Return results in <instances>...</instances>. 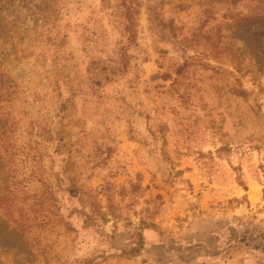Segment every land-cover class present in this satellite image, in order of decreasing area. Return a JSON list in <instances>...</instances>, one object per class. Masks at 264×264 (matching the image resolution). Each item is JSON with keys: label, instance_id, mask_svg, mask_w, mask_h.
Returning a JSON list of instances; mask_svg holds the SVG:
<instances>
[{"label": "rangeland", "instance_id": "374dc122", "mask_svg": "<svg viewBox=\"0 0 264 264\" xmlns=\"http://www.w3.org/2000/svg\"><path fill=\"white\" fill-rule=\"evenodd\" d=\"M0 264H264V0H0Z\"/></svg>", "mask_w": 264, "mask_h": 264}]
</instances>
